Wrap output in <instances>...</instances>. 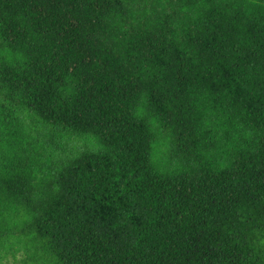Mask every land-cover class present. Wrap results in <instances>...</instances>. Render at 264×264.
<instances>
[{
	"label": "trees",
	"instance_id": "16d2710c",
	"mask_svg": "<svg viewBox=\"0 0 264 264\" xmlns=\"http://www.w3.org/2000/svg\"><path fill=\"white\" fill-rule=\"evenodd\" d=\"M0 264H264V0H0Z\"/></svg>",
	"mask_w": 264,
	"mask_h": 264
}]
</instances>
